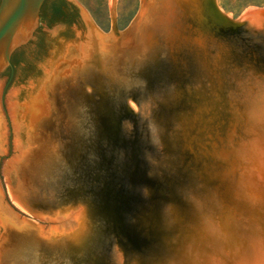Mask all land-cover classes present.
I'll return each instance as SVG.
<instances>
[{"label":"water","instance_id":"obj_1","mask_svg":"<svg viewBox=\"0 0 264 264\" xmlns=\"http://www.w3.org/2000/svg\"><path fill=\"white\" fill-rule=\"evenodd\" d=\"M114 3L0 0V264H264V6Z\"/></svg>","mask_w":264,"mask_h":264},{"label":"rangeland","instance_id":"obj_2","mask_svg":"<svg viewBox=\"0 0 264 264\" xmlns=\"http://www.w3.org/2000/svg\"><path fill=\"white\" fill-rule=\"evenodd\" d=\"M88 15L95 28L101 34L110 32V14L108 0H74ZM223 15L230 13V19H237L247 8L264 6V0H214ZM139 7V0H115L114 17L117 32H123Z\"/></svg>","mask_w":264,"mask_h":264},{"label":"flooded vegetation","instance_id":"obj_3","mask_svg":"<svg viewBox=\"0 0 264 264\" xmlns=\"http://www.w3.org/2000/svg\"><path fill=\"white\" fill-rule=\"evenodd\" d=\"M46 2H47V1H45V3H46ZM45 3H44V4H45ZM44 4H43V5H44ZM55 8H56V7H55V4H54V3H50V5H49V10L54 11ZM72 14L74 15V14H75V11H73Z\"/></svg>","mask_w":264,"mask_h":264},{"label":"bare ground","instance_id":"obj_4","mask_svg":"<svg viewBox=\"0 0 264 264\" xmlns=\"http://www.w3.org/2000/svg\"><path fill=\"white\" fill-rule=\"evenodd\" d=\"M218 8V7H217Z\"/></svg>","mask_w":264,"mask_h":264},{"label":"clouds","instance_id":"obj_5","mask_svg":"<svg viewBox=\"0 0 264 264\" xmlns=\"http://www.w3.org/2000/svg\"><path fill=\"white\" fill-rule=\"evenodd\" d=\"M158 146V145H157Z\"/></svg>","mask_w":264,"mask_h":264}]
</instances>
